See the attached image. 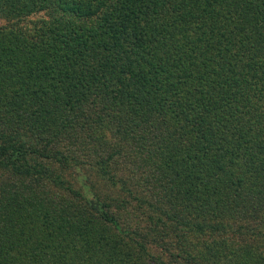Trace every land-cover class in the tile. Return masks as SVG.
I'll use <instances>...</instances> for the list:
<instances>
[{
	"label": "trees",
	"instance_id": "1",
	"mask_svg": "<svg viewBox=\"0 0 264 264\" xmlns=\"http://www.w3.org/2000/svg\"><path fill=\"white\" fill-rule=\"evenodd\" d=\"M0 264H264V0H0Z\"/></svg>",
	"mask_w": 264,
	"mask_h": 264
},
{
	"label": "rangeland",
	"instance_id": "2",
	"mask_svg": "<svg viewBox=\"0 0 264 264\" xmlns=\"http://www.w3.org/2000/svg\"><path fill=\"white\" fill-rule=\"evenodd\" d=\"M44 16L41 13H35L29 16H26L22 19L16 20H7V19H0V25L2 26H11L12 28H21L27 34L33 33V29L35 24L42 19Z\"/></svg>",
	"mask_w": 264,
	"mask_h": 264
}]
</instances>
